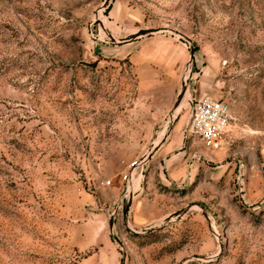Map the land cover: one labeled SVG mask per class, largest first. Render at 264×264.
<instances>
[{"label": "rangeland", "instance_id": "rangeland-1", "mask_svg": "<svg viewBox=\"0 0 264 264\" xmlns=\"http://www.w3.org/2000/svg\"><path fill=\"white\" fill-rule=\"evenodd\" d=\"M0 264H264V0H0Z\"/></svg>", "mask_w": 264, "mask_h": 264}, {"label": "built area", "instance_id": "built-area-1", "mask_svg": "<svg viewBox=\"0 0 264 264\" xmlns=\"http://www.w3.org/2000/svg\"><path fill=\"white\" fill-rule=\"evenodd\" d=\"M233 120L227 102L205 96L192 103L185 134L208 148L217 149L223 137L230 131Z\"/></svg>", "mask_w": 264, "mask_h": 264}, {"label": "crops", "instance_id": "crops-1", "mask_svg": "<svg viewBox=\"0 0 264 264\" xmlns=\"http://www.w3.org/2000/svg\"><path fill=\"white\" fill-rule=\"evenodd\" d=\"M222 141L223 140H221L220 145H221ZM161 143H162V140L159 141L158 144L154 145V148L157 149V151H156V158H157V160H159V165L162 168H165V170H166V144H164V145L161 146ZM150 220L151 219H149L147 217L146 218L145 217L144 218H140V217H137L136 216V220L135 221L140 226L142 224H146V223L150 222Z\"/></svg>", "mask_w": 264, "mask_h": 264}, {"label": "bare ground", "instance_id": "bare-ground-1", "mask_svg": "<svg viewBox=\"0 0 264 264\" xmlns=\"http://www.w3.org/2000/svg\"><path fill=\"white\" fill-rule=\"evenodd\" d=\"M177 115V114H176Z\"/></svg>", "mask_w": 264, "mask_h": 264}]
</instances>
